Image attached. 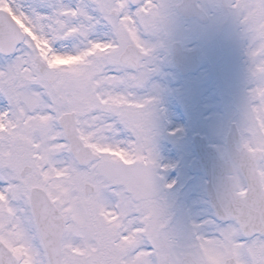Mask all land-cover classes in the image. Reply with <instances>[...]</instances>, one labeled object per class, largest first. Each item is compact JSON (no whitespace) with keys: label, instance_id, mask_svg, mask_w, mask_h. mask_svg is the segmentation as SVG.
Here are the masks:
<instances>
[{"label":"rangeland","instance_id":"374dc122","mask_svg":"<svg viewBox=\"0 0 264 264\" xmlns=\"http://www.w3.org/2000/svg\"><path fill=\"white\" fill-rule=\"evenodd\" d=\"M178 1L0 0L29 33L14 54H0V144L15 133L21 121L25 125V112L32 113L33 121H44L40 126L43 138L30 140L35 170L25 181L17 175L10 148L0 145V213L9 205L21 210V200L33 183L48 189L68 211V237L75 241L64 249L68 264L102 263L113 256L110 245L105 247L102 241L98 251L96 243L99 233L111 231L107 221L113 213L111 203L117 200L110 185V175L115 177L112 163H126L138 152L152 165L150 176L162 173L167 177L172 172L170 165L179 160L185 182L191 183L190 177H204L191 171L195 159L193 131L197 125L209 139L217 138L220 90L212 80L202 85L201 93L215 111L207 118L201 104L194 106L197 99L192 83L180 78L174 69L171 43L183 39L187 45L204 47L206 32L217 27L224 13L219 0H199L210 21L187 20L177 11ZM232 7L249 29H253L252 20L264 18V0H240ZM236 28V22L230 23L227 33L233 36ZM190 35L195 40L188 38ZM127 41L149 52V58L137 69L114 58L115 53L122 54ZM36 54L48 62L51 72L37 71ZM229 57L232 62L234 50L229 51ZM6 100L14 103L18 115L7 112ZM72 110L77 113L80 135L102 155L86 166L73 157L59 124V116ZM31 123L29 132L37 133V124ZM147 138L153 139L148 148L144 147ZM86 181L97 187L96 194L84 195ZM195 185L202 190L199 182ZM116 187L123 191L121 185ZM9 199L17 202L10 203ZM148 216L151 222L159 223L151 210ZM80 232L83 236L79 242L76 235ZM180 232L184 243L188 233ZM147 236L157 238L152 231ZM13 249L21 264L48 262L42 248Z\"/></svg>","mask_w":264,"mask_h":264},{"label":"flooded vegetation","instance_id":"af4514ba","mask_svg":"<svg viewBox=\"0 0 264 264\" xmlns=\"http://www.w3.org/2000/svg\"><path fill=\"white\" fill-rule=\"evenodd\" d=\"M238 1L219 0V9L224 16L216 28L206 32L207 44L204 47L187 45L183 39L176 40L187 51L199 49V67L195 72L183 74L173 57L172 62L180 78L192 83L194 97L197 99L194 106L199 108L201 104L207 118L213 117L215 111H211L210 103L205 101L201 93L202 85L212 80L216 89L220 90L219 131L217 138L211 140L207 137L208 142L224 154L229 133L233 129L238 134L237 147H246L259 155V170L264 186V18L252 20L253 29H249V25L232 7ZM232 22H236L237 28L233 30L234 35L230 36L227 27ZM188 38L195 40L194 35ZM232 50L235 58L231 62L229 51ZM148 55L147 50L145 59L149 58ZM114 58L119 61L118 52ZM49 72L51 70L48 67L42 74ZM28 112H25L26 118L23 119L25 125L21 121L14 134L1 140V144L10 148L9 156L17 162V175L23 181L35 170L30 154V140L33 137L43 138V126H40L44 125L43 120L33 121L34 116ZM31 122L37 124V133L29 132ZM198 129L197 125L194 126L193 134H204ZM158 137L157 131L156 139ZM145 141L147 143L144 142V147L146 145L148 148L153 139L147 138ZM141 156L137 152L126 163H112L115 177H110L111 189L117 200L111 203L113 213L107 221L111 231L104 235L99 233L96 243L99 244L98 251L102 243H105V247L110 245L109 253L113 256L107 257L102 263L93 264H208L221 263L229 257H234L237 264H264V234L245 236L234 221H219L207 197V177H190L192 182H185V177L179 176V160L170 165L168 169L172 168V172L167 177L162 173L150 176L149 169L153 167L149 165L147 157L143 159ZM30 166L32 172L23 174L24 169ZM237 175L239 189L243 191L245 179L239 171ZM197 182L202 185V190L195 185ZM116 185H121L123 191ZM29 195L30 189H27L21 200L22 205H25L23 209L18 210L9 205V210H1L0 237L11 248L43 245ZM54 201L64 216L66 230L62 239V262L68 264L64 249L74 245L75 241L68 237V211L60 206L56 198ZM149 210L152 211V217L158 218V224L150 221ZM228 224L231 227L227 228ZM181 230L188 233L189 239L184 243L181 242ZM150 231L157 238L150 240L147 236ZM76 236L80 242L83 234L80 232ZM212 253L216 256L213 257Z\"/></svg>","mask_w":264,"mask_h":264},{"label":"water","instance_id":"95a60500","mask_svg":"<svg viewBox=\"0 0 264 264\" xmlns=\"http://www.w3.org/2000/svg\"><path fill=\"white\" fill-rule=\"evenodd\" d=\"M178 10L187 17L197 16L204 22L208 20L207 14L198 6L197 0H183L178 5ZM24 36L14 16L0 8V52L11 54L24 40ZM172 50L182 72L196 70L197 50L187 52L177 42L173 43ZM142 58L143 54L134 45H129L121 56V60L131 66H138ZM60 122L70 143V150L80 164L85 165L99 158V155L94 153L79 136L75 112L64 113L60 117ZM235 135L234 131H231L228 152L225 156L220 155L212 145L208 144L204 136L196 135L194 142L199 159L194 165V170H200L210 178L208 195L220 219L236 220L243 232L248 235L255 231L264 233V188L258 170V158L248 149H237L234 143ZM235 164L246 177L248 187L245 194L237 191V182L234 178ZM93 191V185L86 183L85 192L89 194ZM31 199L51 263L62 264L61 239L65 230L63 216L44 189L34 187ZM0 264H18L12 250L1 239Z\"/></svg>","mask_w":264,"mask_h":264},{"label":"bare ground","instance_id":"6f19581e","mask_svg":"<svg viewBox=\"0 0 264 264\" xmlns=\"http://www.w3.org/2000/svg\"><path fill=\"white\" fill-rule=\"evenodd\" d=\"M173 116H171V118H172Z\"/></svg>","mask_w":264,"mask_h":264}]
</instances>
